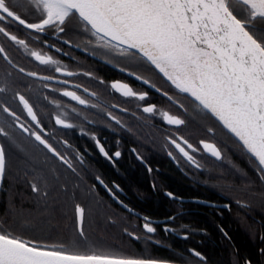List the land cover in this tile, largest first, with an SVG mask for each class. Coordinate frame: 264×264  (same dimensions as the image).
I'll return each instance as SVG.
<instances>
[{
	"label": "flooded vegetation",
	"instance_id": "af4514ba",
	"mask_svg": "<svg viewBox=\"0 0 264 264\" xmlns=\"http://www.w3.org/2000/svg\"><path fill=\"white\" fill-rule=\"evenodd\" d=\"M27 18L29 22L38 21L36 15ZM0 24L29 44L26 51L0 34V45L8 56L5 59L4 54H0V87L5 88L0 92V127L9 133V137L0 136V143L4 144L6 152L23 163H38L40 168L46 160L56 164L64 173L63 179L75 183L74 199H93L105 204V209L120 217L126 234L132 233L134 239L140 237L135 240L141 245L174 246L180 241L192 252H198L194 247L204 244L206 230L201 229L196 220L205 215V206L221 215L224 209L230 212L232 204L240 203L237 193L230 192L238 189L239 181L237 177H233L234 183L227 180L232 178L231 171L243 179H250L254 172L259 179L249 156L227 139L228 135L214 118L199 111L191 98L179 93L162 74L139 59L95 47V37L85 32L78 21L67 24L63 33L53 29L35 33L16 23ZM89 40L93 43L89 44ZM32 50L51 56L59 62V67L76 75L67 76L56 72V66L41 64L29 55ZM20 68L25 71L20 72ZM28 72H35L37 76H28ZM46 76L53 79H41ZM144 80L149 83L145 84ZM116 82L127 84L137 93L146 92V99L123 96L111 87ZM65 90L76 92L88 104L81 105L63 96L61 93ZM164 92L173 99L169 100ZM17 93L32 104L39 125L27 114ZM51 101H56L60 107ZM177 101L187 111L181 109ZM153 104L156 114L143 112L145 106ZM3 106L14 111L20 118L19 123L30 132H39L47 139L70 161L72 168L48 152L34 136L23 132L17 121L3 111ZM160 112L177 115L186 123L179 127L169 125ZM57 115L74 127L56 124ZM113 116L116 119H112ZM209 128L213 132H209ZM170 136H183L198 149L192 154L200 168L189 163L169 143ZM202 140L215 143L223 159L218 160L206 152L200 143ZM100 146L108 153L107 157ZM116 152H120L119 157H115ZM32 158L39 160L34 162ZM81 206L85 208L84 203ZM144 223H150L156 231L147 233Z\"/></svg>",
	"mask_w": 264,
	"mask_h": 264
},
{
	"label": "snow or ice",
	"instance_id": "6c2138e0",
	"mask_svg": "<svg viewBox=\"0 0 264 264\" xmlns=\"http://www.w3.org/2000/svg\"><path fill=\"white\" fill-rule=\"evenodd\" d=\"M30 15L38 16V21L29 22L27 17ZM73 20L95 37V47L143 61L162 74L179 93L190 97L199 111L208 113L235 137L239 147L249 154L256 165L259 179L264 181V0H0V22L16 23L35 33H44L47 29L63 33L65 26ZM0 34L29 50L26 40L20 39L2 24ZM0 54L8 59L2 45ZM29 55L43 65L56 66V72L76 75L59 67V62L51 56L34 50L29 51ZM19 71L23 73L25 70L20 68ZM27 75L37 76V73L28 72ZM136 78L143 79L140 76ZM143 82L149 83L148 80ZM111 87L125 97L140 101L147 97L146 92L137 93L127 84L116 82ZM4 91L5 88L0 87V92ZM61 94L81 105L88 104L74 91L65 90ZM163 95L173 99L167 92ZM17 99L39 125L32 104L19 93ZM51 103L60 107L56 101ZM179 107L187 111L182 103ZM3 111L17 121L23 132L34 136L48 152L72 168L70 161L39 132H30L28 127L19 123L20 118L14 111L7 106H3ZM143 112L156 114L157 108L154 104L145 106ZM159 115L169 125L179 127L186 123L168 112H160ZM112 119L116 118L113 116ZM116 122L120 123L119 120ZM55 123L65 128L74 127L61 115L55 117ZM208 131L213 132V129ZM0 136L9 137L4 127H0ZM168 140L189 163L201 167L192 154L198 149L187 139L170 136ZM200 143L211 156L223 159L215 143L203 140ZM100 151L108 156L103 146H100ZM114 155L119 157L120 152ZM168 155L172 156V153ZM7 172L8 157L4 144L0 143V187H3ZM42 180L34 174L35 182L30 183L33 193H41L39 184ZM100 183L103 184V181ZM47 195L46 191L43 192V196ZM167 195L171 197L172 193ZM85 211L81 205L75 206L77 230L83 238L79 244L88 246L83 227ZM3 223L0 222V264H167L151 258L116 256L94 250L87 253L74 251L65 244H48L25 238L4 227ZM143 228L147 233L156 231L150 223H144ZM77 246L74 242L71 247ZM261 251L264 252V249ZM193 255L201 261L205 259L200 252L193 251ZM245 264H251V261H245Z\"/></svg>",
	"mask_w": 264,
	"mask_h": 264
},
{
	"label": "trees",
	"instance_id": "16d2710c",
	"mask_svg": "<svg viewBox=\"0 0 264 264\" xmlns=\"http://www.w3.org/2000/svg\"><path fill=\"white\" fill-rule=\"evenodd\" d=\"M222 130L230 142L238 145L235 137ZM6 153L8 172L0 190V222L25 238L65 244L70 250L83 253L94 250L179 264H245V261L264 264V252L261 251L264 249V239H261L264 237V181L254 172L250 179H243L231 171L232 178L227 180L234 183L232 179L237 177L239 181L238 189L230 192L237 193L240 203L232 204L230 212L224 209L219 215L215 209L209 210L205 206V215L196 220L198 226L206 230L204 244L194 247L206 259L201 261L180 241L174 246L141 245L124 232L120 217L105 209V204L93 199H74L75 183L65 181L63 171L56 164L46 160L40 168L38 163L26 164L12 153ZM34 174L43 178L39 186L41 192L48 193L46 197L43 194L36 197L31 191L30 181L34 180ZM78 203L85 204L83 227L88 246L79 244L83 238L77 230L75 206ZM74 242L78 245L76 248L71 247Z\"/></svg>",
	"mask_w": 264,
	"mask_h": 264
},
{
	"label": "rangeland",
	"instance_id": "374dc122",
	"mask_svg": "<svg viewBox=\"0 0 264 264\" xmlns=\"http://www.w3.org/2000/svg\"><path fill=\"white\" fill-rule=\"evenodd\" d=\"M31 160H32V161H34V162H37L39 159H38V158H37V159H36V158H35V159H34V158H32ZM17 167H18V166H17ZM19 167H20V166H19ZM103 231L105 232V229H104V230H102V232H103Z\"/></svg>",
	"mask_w": 264,
	"mask_h": 264
},
{
	"label": "water",
	"instance_id": "95a60500",
	"mask_svg": "<svg viewBox=\"0 0 264 264\" xmlns=\"http://www.w3.org/2000/svg\"><path fill=\"white\" fill-rule=\"evenodd\" d=\"M1 188V187H0ZM167 262V261H164ZM167 264H179V263H172V262H167Z\"/></svg>",
	"mask_w": 264,
	"mask_h": 264
}]
</instances>
